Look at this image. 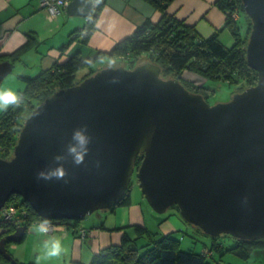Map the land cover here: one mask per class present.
Masks as SVG:
<instances>
[{
  "label": "water",
  "instance_id": "water-1",
  "mask_svg": "<svg viewBox=\"0 0 264 264\" xmlns=\"http://www.w3.org/2000/svg\"><path fill=\"white\" fill-rule=\"evenodd\" d=\"M251 20L246 58L258 79L228 102L210 105L146 61L105 67L56 90L37 105L19 132L12 156L0 157V211L17 194L40 217L83 219L116 206L131 182L134 160L143 197L158 214L176 204L188 223L210 236L264 237V0H242ZM70 16L87 18L90 0H71ZM12 70L0 62V83ZM91 136L84 162L67 154L73 129ZM63 161H55L56 155ZM62 163L65 180H37ZM67 181V182H66ZM27 227L1 238L0 254Z\"/></svg>",
  "mask_w": 264,
  "mask_h": 264
},
{
  "label": "trees",
  "instance_id": "trees-1",
  "mask_svg": "<svg viewBox=\"0 0 264 264\" xmlns=\"http://www.w3.org/2000/svg\"><path fill=\"white\" fill-rule=\"evenodd\" d=\"M144 1L159 13L158 20L144 19L130 34L116 41L108 50H96L92 56H82L81 50L76 51L73 55H68L75 42L81 41L87 45L89 37L97 30L100 10L98 8L95 14L93 13L86 19L81 30L72 31L64 44L57 48H51L57 53V57L48 67L41 66V71L35 77H20L24 81V88L20 91L22 103L19 107L9 106L6 111L0 113V157L8 159L12 156L19 132L37 105L56 90L75 85L98 70L107 67H99L105 60H120L126 64V68H133L146 61L155 63L161 68V77L179 80L190 92L202 94L207 101L215 93L214 87L187 80L183 78L184 73L195 74L207 82H222L229 86H235V93L256 84L258 74L247 64L246 47L251 31V20L244 11L242 0L214 1L216 8L225 13L222 29H229L233 36L234 43L230 47H226L220 42L218 32L207 38L200 37L194 25L168 13L167 8L173 0ZM235 12L238 14L237 19H233ZM242 22L244 24L243 31L240 25ZM39 44L36 36L27 33L26 41L20 47L10 54L0 55V62L8 61L13 67L15 62L22 58L25 59L28 54H36ZM82 70H85L83 73H86L80 79L73 81ZM142 158V154L136 156L132 175L137 174ZM131 189L132 177L124 194L116 206L110 209V212H113L117 206H130ZM6 204H13L19 211L26 212L25 215L19 213L17 217L19 216L22 225L27 228L34 222H40L42 218L27 201L17 194H12ZM137 206L142 207L141 204ZM169 208L175 209L179 214L176 204ZM171 215L169 214V217ZM159 217V223H163L167 219V217ZM54 221L62 225L66 224V228L69 227L76 235H79L81 231L85 232V236L87 235L88 230L78 226L80 220L59 219ZM133 226L137 237L130 238L122 232L123 227L108 228L100 224L98 227L108 232H121L120 241L100 248L92 254L88 263L72 259L67 264H219L218 257L221 258L226 254L247 260L252 259L253 255L264 253V237L254 240L233 239L230 235L212 237L193 225L198 232L210 238V245L204 247L209 250V255H203L204 249L201 251L180 249V241L173 236L174 231L167 234L155 231L152 234V230L147 229L144 225L134 224ZM0 229H6V232L0 235L5 237L13 233L15 227L7 221L0 220ZM79 237L85 238L80 235ZM140 238L147 239V242L137 247L134 242ZM21 239L19 241H22ZM7 246L8 242L5 244V247ZM5 261L9 262L6 259ZM19 264L34 263L19 262Z\"/></svg>",
  "mask_w": 264,
  "mask_h": 264
},
{
  "label": "crops",
  "instance_id": "crops-1",
  "mask_svg": "<svg viewBox=\"0 0 264 264\" xmlns=\"http://www.w3.org/2000/svg\"><path fill=\"white\" fill-rule=\"evenodd\" d=\"M214 1L173 0L168 6L167 12L178 19L185 20L188 24L194 25L200 37L207 38L221 30L225 22V15L215 7ZM102 2L97 19V30L87 41V46L93 50H108L116 41L130 34L144 19L149 18L152 21H156L159 18V13L144 0H103ZM85 22V18H78V16L71 18L66 10L56 17H50L41 6L40 0H0V55L10 54L20 47L26 41V34L28 33L36 36L40 43L39 48L36 49V53H41L38 66L48 67L52 60L57 57V53L52 51L51 48H57L64 44L68 35L74 30H81ZM86 53L89 52L87 51ZM30 56L32 55L28 54L26 57L29 58ZM110 214L115 217L113 227L119 226L117 217L120 216L122 220L120 224H125L126 222L143 224L144 222V214L137 205H130L123 208L122 211L116 208ZM100 216L98 215L94 218L95 223L88 224L87 228L84 227L88 230L85 238H74L75 240L71 242L70 248L68 247L66 251L69 261L77 259L83 263H88L92 258V254L100 248L120 241L121 232H108L98 227L100 223L96 224V222L100 219ZM124 216L127 219L126 222L124 221ZM171 216H168V219L163 223H159V216H152V220L158 222L157 232L165 233L176 229L182 230L185 227V224H183L181 229L182 222L180 219L177 218L179 223H176V220H174L176 217L172 218ZM170 221H175V224L166 226ZM78 226L83 227L84 225L80 222ZM29 228L26 229L21 239L22 241L18 245L13 243L7 246L6 250L9 249L10 252L8 250V253L20 263L35 264V256L24 250L27 235H32L33 238L37 236V243L45 239L34 232L33 228ZM4 232L6 231L0 229V235L4 234ZM60 237L62 238L61 235ZM68 237L66 236L62 239L67 240ZM46 238L48 239L49 237ZM83 244L86 247L85 250L91 252L86 260L82 258L81 250H83ZM226 260L228 262H224L229 264L232 259ZM0 264L11 263H6L5 258L2 256Z\"/></svg>",
  "mask_w": 264,
  "mask_h": 264
},
{
  "label": "rangeland",
  "instance_id": "rangeland-1",
  "mask_svg": "<svg viewBox=\"0 0 264 264\" xmlns=\"http://www.w3.org/2000/svg\"><path fill=\"white\" fill-rule=\"evenodd\" d=\"M90 2H91V0H90ZM68 3H67V5H68ZM100 4H102L101 1L99 3H97L96 6H93L94 4H92V2H91L92 12H91L90 16L93 13L95 14L97 12L98 8H100L99 6H101ZM67 5H66L65 9L61 10V12L66 10ZM223 14H225V13H223ZM74 17H76V16H71V18H74ZM78 18H80V17H78ZM81 18H83V17H81ZM87 18H85V19H87ZM240 25H241V30L243 31V29H244L243 22L240 23ZM83 32H85V31L83 30ZM218 34H219V40L224 46L230 47L234 43L233 36H232L231 32L229 31V29H227V28L222 29L221 28V30L218 31ZM41 46H43V45H41ZM78 50L82 51V56H84V55H91L92 56L96 53V50H93L91 47L87 46L83 42L78 41L71 47L68 55H73ZM87 50L89 53H86ZM100 50H102V49H100ZM32 54L33 55L30 56L29 58H27V57L25 59L22 58L20 61L15 62L14 66L12 67V70L5 76V78L0 83V88H11L13 90H17L20 93V91H22L24 88V81L20 77L21 76L35 77L41 71V68L38 66L41 53L39 52L36 54H34V53H32ZM108 64L116 65L114 67H117L120 65L126 67V64L120 60H115V61L105 60L104 62H101L99 67H105V66L110 67L111 65H108ZM84 71L85 70H82L81 72H79V74L76 75V77L73 79V81L80 79L82 77V75H84L86 73V72L83 73ZM183 78H185L187 80L194 81L197 84H204L206 86L214 87L215 93H213V96L208 99V102L210 105L228 102L232 98V96L235 94L234 90L236 89V87L235 86H229L227 83L207 82L205 80H201V78L198 77L197 75L189 73V72L184 73ZM1 112L2 111H0V113ZM130 194H131V204L130 205H132V206L140 205V204L142 205L141 209H142V212L144 214V218H143L144 222H143V224L142 223H138V224H140L142 226L144 225L147 229L152 230L151 233L153 234V232L157 231L156 227L158 226L157 225L158 222H156V220H152V216H161L163 218L167 217V219H168L169 214L174 213V215H172V218L176 217L174 219V220H176V223H179L177 218H179L181 220V222H182L181 229L183 227V224H185V227L183 228V230L176 229L173 233V236L180 241V244H179L180 249H182V250L196 249V251H201V249L202 250L204 249L203 255L204 254L209 255L208 254L209 250L208 249L206 250L204 247L210 245V238L208 236H205L202 233L198 232L195 229V227L193 225H191L190 223L185 222L184 219L181 217V215L178 214V212L175 209L168 208L165 212H163L161 214L156 213L151 208V206L148 204L147 200L142 196L143 194L141 193V190L139 188L138 181H137L135 174L132 175V189L130 191ZM6 203H5V206L9 205ZM5 206H3L1 208V210H3L5 208ZM126 207L125 206H117V207H115V209L117 208L118 210L122 211L123 208H126ZM110 211L111 210H108V209L96 210L93 213H91L90 215H87L84 219H82L81 224L84 225L83 227L87 228L86 226L88 224L91 225V224L95 223V220H94L95 217H97L98 215H101L100 219L97 220L96 224L100 223V224H103V226H105V227L113 228V223L115 222V217H113V215L110 214ZM121 215H123V214H121ZM123 218H124V221L126 222L127 219L125 218V216ZM54 220H59V219H53V221H51V223H55ZM117 222H118L119 226H115V227H120V226L123 227L122 232L126 233L128 235V237H130V238L137 237V233L135 232L134 226H133L134 224H132L130 222H126L125 224H120V223H122L121 216L117 217ZM55 224L59 225V226L62 225L60 223H55ZM174 224H175V221H170V223H167L166 226L174 225ZM63 225H64L63 229H61V230L53 229L49 233V236H54L57 238H61L60 235L62 236V238L69 236L67 238V240H64L61 238L64 249H65L64 254L59 259H53L50 261H43L42 260L41 264H67V263H69L68 262L69 257L67 256L66 251L68 250V247L70 248L71 242L75 239H78L79 235L81 237H86L84 233H79V235L72 233V231H71V229H69V227L66 228V226H67L66 224H63ZM31 228H33L32 225L29 229H31ZM2 230L5 231V229H2ZM168 232H172V231H168ZM168 232H165L164 234H167ZM226 235H228V234H221V236H226ZM27 236H28L27 241H25V243H24L26 246L24 248V250L27 251V253H31L36 257L37 254L42 252V242L43 241L37 243L36 242L38 239L37 236H35V238H33L32 235H27ZM41 236L44 237V239H47L45 236L40 235V237ZM151 236H153V235H151ZM3 237H1V238H3ZM212 237H216V236H212ZM1 238H0V240H1ZM227 238L229 240H231L229 237H227ZM25 239H26V237H25ZM233 239H238V238L233 237ZM7 242H8V246H10L13 243H16L18 245L21 241H18V242L17 241H13V242L7 241ZM146 242H147V239L140 238V239H136L134 244H136L137 247H140L143 244H145ZM224 242H227V241H224ZM85 249H86V247L83 244V250H81V251H82V258L84 260H86L89 256V253H91ZM7 250H9V249H7ZM9 252H10V250H9ZM226 259H232L233 260V261L231 260V262H229V264H264V253L253 255L252 259L249 258L247 260H242L238 256H235L232 254H226L225 256H223L221 258L218 257L219 264H226L225 262H228V260H226Z\"/></svg>",
  "mask_w": 264,
  "mask_h": 264
},
{
  "label": "clouds",
  "instance_id": "clouds-1",
  "mask_svg": "<svg viewBox=\"0 0 264 264\" xmlns=\"http://www.w3.org/2000/svg\"><path fill=\"white\" fill-rule=\"evenodd\" d=\"M22 103V95L17 90L11 88H0V111H6L9 106L19 107ZM91 136L88 133L87 125H82L73 129L71 140L73 143L67 145V154L72 157L75 165L84 162L85 156L89 152V144ZM64 155H56L54 160L59 162L65 160ZM68 172L62 163H58L56 167H45L36 173L37 180H65ZM67 182V181H66ZM33 231L39 235L49 237L42 242V252L35 257V264H41V261H50L59 259L64 254V246L61 238L49 236L52 231L51 221L48 217H42L40 222L33 225Z\"/></svg>",
  "mask_w": 264,
  "mask_h": 264
},
{
  "label": "built area",
  "instance_id": "built-area-1",
  "mask_svg": "<svg viewBox=\"0 0 264 264\" xmlns=\"http://www.w3.org/2000/svg\"><path fill=\"white\" fill-rule=\"evenodd\" d=\"M70 0H40L41 6L46 10L47 14L50 17H56L60 14L61 10L65 9L67 3ZM102 2V0H91L93 6H96L97 3ZM238 14L235 12L233 14V19H237ZM25 215L24 210H20L13 204L6 205L3 210L0 211V220L9 222L14 227H19L22 225L21 220L19 219L18 214ZM39 222H34L31 225H36ZM30 225V226H31ZM29 226V227H30ZM64 225H56L55 223H51V228L53 229H63ZM81 233H85L84 231H81Z\"/></svg>",
  "mask_w": 264,
  "mask_h": 264
},
{
  "label": "bare ground",
  "instance_id": "bare-ground-1",
  "mask_svg": "<svg viewBox=\"0 0 264 264\" xmlns=\"http://www.w3.org/2000/svg\"><path fill=\"white\" fill-rule=\"evenodd\" d=\"M83 219H84V218H83ZM67 220H70V219H67ZM73 220H80V221H81L82 219H73Z\"/></svg>",
  "mask_w": 264,
  "mask_h": 264
}]
</instances>
